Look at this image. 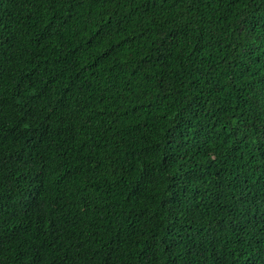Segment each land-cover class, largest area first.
<instances>
[{"label": "trees", "instance_id": "16d2710c", "mask_svg": "<svg viewBox=\"0 0 264 264\" xmlns=\"http://www.w3.org/2000/svg\"><path fill=\"white\" fill-rule=\"evenodd\" d=\"M0 264H264V0H0Z\"/></svg>", "mask_w": 264, "mask_h": 264}]
</instances>
